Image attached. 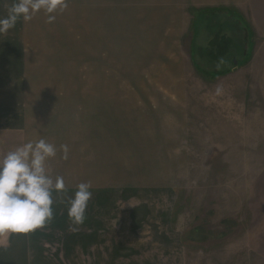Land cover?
<instances>
[{"label": "rangeland", "instance_id": "374dc122", "mask_svg": "<svg viewBox=\"0 0 264 264\" xmlns=\"http://www.w3.org/2000/svg\"><path fill=\"white\" fill-rule=\"evenodd\" d=\"M15 28L19 90L83 126L93 194L82 225L47 223L0 264H264V0H70Z\"/></svg>", "mask_w": 264, "mask_h": 264}, {"label": "crops", "instance_id": "0c3cea01", "mask_svg": "<svg viewBox=\"0 0 264 264\" xmlns=\"http://www.w3.org/2000/svg\"><path fill=\"white\" fill-rule=\"evenodd\" d=\"M6 2V0L0 1V3ZM207 7L221 8L218 5ZM15 29L8 31L11 34L9 36L0 34V157L24 143L35 142L41 138L54 144L57 148V154L47 161V172L53 181L57 176H62L66 191L53 192V219L48 223H69L71 221L68 216L69 200L77 189V183L74 179L77 174L76 169L82 167L83 148L91 145L84 146L82 140L83 126L71 123H48L49 121L45 122L42 119L41 115L47 109H50L49 112H51L64 106V102H59L60 99L56 95L54 97L51 93L21 92L19 90L20 76L27 77L25 74L20 75V68L24 69L25 65L19 60L22 50H20L17 40L14 39L15 34L11 33ZM3 38L7 41L6 45L1 42ZM35 100H47V103H38ZM61 146H67L66 159ZM92 156L93 154L90 155V158ZM90 178L97 180L98 176L90 173ZM103 196L107 197V194ZM26 237H29L28 233L25 235L15 234L14 236L10 233L9 239H12V242L9 240V243L5 245L1 238L0 255H3L4 251H9L10 256L17 252L22 256L28 254L29 251L27 252L28 249L24 246L27 245ZM260 247L264 253V242L260 244Z\"/></svg>", "mask_w": 264, "mask_h": 264}, {"label": "clouds", "instance_id": "9594fccd", "mask_svg": "<svg viewBox=\"0 0 264 264\" xmlns=\"http://www.w3.org/2000/svg\"><path fill=\"white\" fill-rule=\"evenodd\" d=\"M69 3L70 0H12L7 15L0 17V34L14 29L18 21L31 22L39 13L53 23ZM61 147L66 159L67 146ZM56 154V146L41 138L0 157V233L27 234L53 219V192L66 191L64 178L57 176L53 181L47 172V161ZM92 194L90 183L77 185L68 205L73 224L85 222Z\"/></svg>", "mask_w": 264, "mask_h": 264}, {"label": "trees", "instance_id": "16d2710c", "mask_svg": "<svg viewBox=\"0 0 264 264\" xmlns=\"http://www.w3.org/2000/svg\"><path fill=\"white\" fill-rule=\"evenodd\" d=\"M217 9H221V8H208V11H207V13H210V14H203V17H202V19L204 20V23H203V26H202V29L201 30H208V31H210V30H214V32L216 31L214 28H213V26L211 25L212 24V21L214 20V19H217V15H218V13H219V11L217 10ZM204 13V12H203ZM224 26V25H223ZM211 32V31H210ZM218 35V34H217ZM210 45H212V46H219V47H221L222 45H224L223 43H221L219 40H216V39H213L212 40V42H211V44ZM214 53H212V55H213ZM214 56V55H213Z\"/></svg>", "mask_w": 264, "mask_h": 264}]
</instances>
